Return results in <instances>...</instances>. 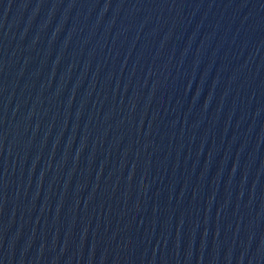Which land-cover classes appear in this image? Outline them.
<instances>
[{"label": "water", "instance_id": "95a60500", "mask_svg": "<svg viewBox=\"0 0 264 264\" xmlns=\"http://www.w3.org/2000/svg\"><path fill=\"white\" fill-rule=\"evenodd\" d=\"M0 264H264V0H0Z\"/></svg>", "mask_w": 264, "mask_h": 264}]
</instances>
